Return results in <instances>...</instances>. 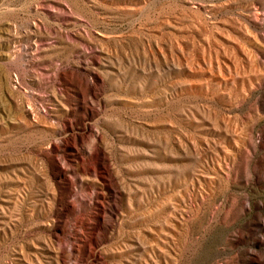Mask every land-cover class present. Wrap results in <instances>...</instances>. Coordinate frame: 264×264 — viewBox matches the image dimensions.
I'll list each match as a JSON object with an SVG mask.
<instances>
[{"label":"rangeland","instance_id":"obj_1","mask_svg":"<svg viewBox=\"0 0 264 264\" xmlns=\"http://www.w3.org/2000/svg\"><path fill=\"white\" fill-rule=\"evenodd\" d=\"M0 264H264V0H0Z\"/></svg>","mask_w":264,"mask_h":264}]
</instances>
